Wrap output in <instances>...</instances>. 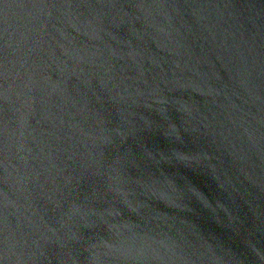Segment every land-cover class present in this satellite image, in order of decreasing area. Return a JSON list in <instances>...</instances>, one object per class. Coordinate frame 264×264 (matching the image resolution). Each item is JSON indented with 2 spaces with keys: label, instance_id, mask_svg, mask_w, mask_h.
Listing matches in <instances>:
<instances>
[{
  "label": "water",
  "instance_id": "water-1",
  "mask_svg": "<svg viewBox=\"0 0 264 264\" xmlns=\"http://www.w3.org/2000/svg\"><path fill=\"white\" fill-rule=\"evenodd\" d=\"M0 264H264V0H0Z\"/></svg>",
  "mask_w": 264,
  "mask_h": 264
}]
</instances>
